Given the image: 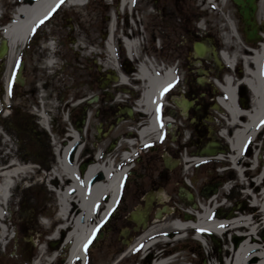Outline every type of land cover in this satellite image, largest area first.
Wrapping results in <instances>:
<instances>
[{
  "label": "rangeland",
  "instance_id": "rangeland-1",
  "mask_svg": "<svg viewBox=\"0 0 264 264\" xmlns=\"http://www.w3.org/2000/svg\"><path fill=\"white\" fill-rule=\"evenodd\" d=\"M153 1L135 0L132 14L127 12V10L123 13L114 12L116 13V22L113 23V28H116L113 36L114 47L119 68L122 73L124 71L123 74L128 79L129 66L132 67L131 72L134 74L137 72L136 67L145 62L142 58L148 59V62L153 66V70L156 68L166 69L172 60V54L169 53L165 44V38L171 33L167 25L171 23L173 26L174 15L169 12L159 13L156 7L161 5V3L153 4ZM9 3V0H0L3 14L5 15L6 13L10 17L9 14L11 12L9 11L11 10L7 9ZM107 3V0H91L87 6L78 9L69 10L59 7L46 25L45 29L48 31L45 32V29L42 28L38 30L30 55L24 56L27 72L23 73V77H27V83L22 88L23 91L16 95L14 103H11L13 110L7 105L0 103V158L2 159L0 163V183L3 179L1 173L14 177L9 178L13 186L10 189L9 194L11 196L8 199L6 209L1 206L0 199V236L3 230V245L0 244V264H26L24 261L27 256L30 257V261L27 264H46L53 254L54 256L57 255V258H54L55 261L52 264H64L68 253V244L66 245L63 242L64 235L54 241H51L50 238L52 229L55 227L51 226V224L57 218L59 210L56 192L60 190V187H54L48 180L47 174L55 167L56 151L59 146L64 145L68 130L78 132L80 135V143H78L83 148V154L77 165L79 169H81L83 164L85 165L83 168H86L91 162L90 160L94 158L97 150H102L106 157L110 155L109 157L113 159L117 151L115 148L108 151V145L111 143L118 144L124 139V136L126 137V132H129V122L120 124L114 129L104 125L103 134L105 136L101 140H97L94 128L96 121L92 118L87 130L78 131V127L82 128V124L78 122L81 110L70 111L73 118L72 122L71 118H67V99L60 102L57 98L58 92L64 91L65 86L71 85L73 73H75V63L89 65V62L93 60L95 63H99L97 65L102 69L103 75L110 73L112 64L105 46L107 38L105 34L108 32L112 13L111 9H108ZM181 3L186 9V12L182 15L187 16V23L194 21L195 24L204 23V25H207V23L209 24L212 21L213 25L220 26V23H224V21H234L230 17V19L227 18L226 12H220L221 5L218 2L211 5L207 0H181ZM171 4L166 2V5ZM256 4L257 13L251 21L255 26H261L264 21V0H257ZM111 6V8H114L115 4ZM209 6L218 8L211 11ZM213 29L217 33L216 41L220 43L219 45L223 50L224 40L227 39V36L224 38L220 34L222 30L219 27H213ZM130 33H132V37H130ZM256 33L258 34L257 38L263 34L261 30L257 32V29L255 30ZM49 36L54 37L55 50H57V64L52 69H47L43 63L46 49L44 46L41 48V45ZM137 36L138 38H136ZM124 37L130 40L136 38L140 42V46H137L135 50L139 59H135L133 63H130L127 59L122 46L121 41ZM70 46L73 50L69 49ZM181 54L182 57L185 55L183 52ZM17 55L18 49L15 52L13 61L11 60L9 69L4 71V66H0V87L2 89L4 78L8 79L16 69ZM98 58L101 60L99 61ZM4 62L6 64L8 60L5 59ZM30 66L35 70L33 75L29 74ZM78 68L81 69V67ZM131 76L135 78L134 75ZM116 89H119V91ZM102 94L105 95L104 106L126 103L127 108H129V85L120 87L117 82H113L102 90ZM109 96H112V98H109ZM47 99L50 100L49 103ZM50 107L55 117L51 133L44 129L42 125L44 120L40 118L42 111L44 110L47 114V109ZM67 107L71 108L69 105ZM51 138L54 139L53 142ZM166 142L167 139L162 137L158 144L154 143L150 146V151L146 154L147 157L155 159L161 153L160 150L166 145ZM152 147L158 150L152 153ZM7 154L12 155L14 158H8L5 156ZM158 170H160V165L157 170L149 172V175L157 176ZM175 177L178 178L179 187L191 188L192 185L189 181L190 171L187 172L185 169L176 170ZM163 180L165 181L163 188L160 186L158 189L146 190L145 195L153 193L161 196V201L158 204L154 203L152 212H157L162 205L166 206L168 204L170 195L167 193H170L172 187L175 188L176 196L177 187L173 185L172 175L169 173V175L163 176ZM124 182L120 200L122 198L129 199V173ZM247 185L245 183L244 188L235 189V191L221 189V193L223 192L222 198L224 199H221V202L215 207L224 214H229V218L239 216L246 219L252 218L251 223H254L252 225L254 226L258 223L259 218H255L253 213L244 212L241 214L244 210L254 207L253 199H248L247 196V193L251 192L248 189L252 188ZM252 194L255 195V192L253 191ZM226 197L228 198L225 201ZM17 203L19 204L17 205ZM237 203L238 205L235 206ZM128 205L129 202H125L124 207ZM181 205L175 206L177 207L175 214H183L186 208ZM204 207H207V205H204ZM12 208L16 210L13 216V228L8 224V213ZM236 213L241 215L237 216ZM125 224L129 223L125 222ZM165 225L167 224L165 223ZM165 228V231L169 232L171 230L170 226H165ZM105 231L106 228L103 233ZM13 233H16L14 239H17L18 245L13 239ZM231 236V234H227L219 237L208 234L204 236L206 238V246H202L192 238H187L183 242H173L171 245H166L164 253L168 254L167 251L172 250L169 254L176 252L179 254V257L172 259V264H185L188 259H192L193 263L196 264H212L216 262L215 259L220 254L226 259L227 255H224L225 242H230ZM94 246L92 251H88L89 254L99 253L97 244ZM137 247L139 252L137 251L135 261L130 257L128 259L127 254H125L123 260H120L117 264L139 263L142 260L141 244H138ZM47 249L50 253L47 252L44 258H41L42 251L44 253ZM40 258L43 260L40 261ZM111 258L112 256L101 255L96 260V264H115L118 260ZM75 264L79 263L76 262Z\"/></svg>",
  "mask_w": 264,
  "mask_h": 264
},
{
  "label": "flooded vegetation",
  "instance_id": "flooded-vegetation-1",
  "mask_svg": "<svg viewBox=\"0 0 264 264\" xmlns=\"http://www.w3.org/2000/svg\"><path fill=\"white\" fill-rule=\"evenodd\" d=\"M158 2L161 3L156 7L159 13L169 12L174 15L173 26L171 23L167 25L171 33L165 38V44L169 53L172 54V60L168 67L172 70L175 83L164 91L163 103L158 108L161 123L159 135L160 138H166L167 142L155 159L147 157L148 153L144 152L142 147L132 148L135 155L129 160V199L119 200L111 213L105 217L103 224L98 226L99 239L92 243L89 251H92L94 245L97 244L101 254L87 252L85 264H96V260L101 255L118 259L115 264L123 260L125 254L128 259L130 257L135 261L138 239L145 227L155 222L156 216L161 215V218L164 219L168 215L175 214L177 208L175 206L181 204L194 212H199L198 210L204 205L213 208L221 202V199H224L221 189L235 191V189L244 188L245 183L252 184L258 173L264 171V129L261 128L264 127V118L261 121L262 126L257 130L256 137L247 143L239 156L233 152L230 143L238 124L246 123V113L252 110L253 99L245 81L247 79L246 68L249 65L247 61L253 57V50L258 51L262 58L261 75L264 79V21L261 26H255L251 21L257 13V9L253 11L247 6L242 8L233 0L224 4L221 3V0H215L221 5L220 12H226L227 18L230 17L234 20L224 21V23H220V26H216L212 24V21L207 25L204 23L195 24L194 21L187 23V16L182 15L186 9L181 0H154L153 4H158ZM166 2L172 4L166 5ZM111 7L108 6V9H112ZM209 7L211 11L218 8ZM245 12H247L246 16ZM213 27H219L222 30L220 34L224 38L227 36L223 50L231 62L230 66H227L220 56L222 48L216 41L217 33ZM256 29L257 32L259 30L263 32L262 36L257 38ZM195 42L207 44V50L201 55L196 54L194 52ZM33 43L34 39L25 50L19 49L16 69L8 79L4 78L3 89L0 87V103L7 105L12 110L16 95L23 91L22 88L27 83V77H23V73L27 72L24 56L30 55ZM182 52L185 54L183 57ZM21 62L24 66L21 77L23 82L21 78L15 79L18 65ZM75 64L71 85L65 86L64 91L58 92L57 97L60 102L67 99V118H71L70 120L73 122L70 111L81 110L78 122L82 124V128L78 127V131L87 130L93 118L96 121L94 127L96 138L99 126H102V130L104 125L114 129L120 124L129 122V140L138 143L139 128L144 123L143 116L146 113L137 107L143 94V84L131 76L132 67L129 66L128 116L125 111L126 103L103 105L105 96L102 94L103 87H107L113 82L110 73L103 75L102 69L97 65L99 63H95L93 60L89 62V65ZM0 66H4V71L6 70L4 61L3 63L0 61ZM34 72L35 70L31 68L29 74L33 75ZM225 77L227 82L232 85V103L239 111L235 123L231 122L224 106L228 102V97L218 85L224 82ZM116 90L119 91V89ZM94 97H97V100L90 102ZM183 100H185V104H183ZM49 101L47 99L48 103ZM68 105L71 108L67 107ZM42 113H45L44 110ZM47 117L52 128L55 117L51 107L47 109ZM118 120H120L119 124ZM103 137L104 135L98 140ZM155 150L158 149L151 148L152 153ZM166 158L169 159L167 163L165 162ZM159 165L160 170H158L157 176H150L149 172L157 170ZM179 169L190 171L189 181L192 186L190 189L184 188L192 195L191 200H187L185 196L181 199L179 181L175 177L176 170ZM169 173L172 175L173 185L177 187L176 196L175 188L172 187L170 193H167L170 195L168 204L162 205L159 211L152 212L154 203L158 204L159 201L146 207V198L144 197L146 190L158 189L160 186L163 188V183L165 185L163 176L169 175ZM125 202H129L127 207H124ZM210 202L213 203L209 205ZM141 213L146 215V220ZM187 216L190 215L183 214V218H187ZM125 222L129 224H125ZM105 228L106 231L103 233Z\"/></svg>",
  "mask_w": 264,
  "mask_h": 264
},
{
  "label": "bare ground",
  "instance_id": "bare-ground-1",
  "mask_svg": "<svg viewBox=\"0 0 264 264\" xmlns=\"http://www.w3.org/2000/svg\"><path fill=\"white\" fill-rule=\"evenodd\" d=\"M212 0H208L211 2ZM223 3L227 0H221ZM86 0H20V4L15 8V17L12 24L3 30V39H5L9 46V53L6 63L7 69L11 66V62L15 56L18 46H22L30 31H32L37 24H39L54 7H64L65 9H78L85 5ZM126 2L129 4L131 0L121 1L123 6ZM112 17L108 28V36L105 42L106 50L109 54L112 68L114 65V39L112 37ZM124 48L129 58L133 56L134 51L139 45V40H130L123 38ZM46 53L43 56V63L47 69H52L56 66L55 42L48 41L45 45ZM70 50L73 48L70 46ZM12 60V61H11ZM249 61V62H248ZM247 63V79L245 85L249 89L253 103L252 110L246 113L247 122L238 124V128L234 131L230 140L231 148L237 156L241 154L242 149L254 140L257 135V130L262 126L261 121L264 118V79L261 75L262 58L259 54L254 53L253 57ZM230 63V62H227ZM230 66V65H229ZM138 78L143 82V94L137 107L144 111V123L139 128V137L145 143L148 138L158 141L159 133L161 132L160 117L157 109L162 103V94L170 85L173 84V75L169 69H155L150 62L142 64L138 73ZM125 83V79L122 80ZM224 91L228 97V102L224 104L228 112L230 120L235 123L239 111L232 103V85L226 82ZM45 119V118H44ZM46 128L47 125L42 122ZM264 129V127H261ZM79 136L74 131H67L64 145L60 146L56 151V163L54 169L47 174V178L54 187H60L57 192L59 200V210L57 218L52 221L51 226H55L51 232V241L60 239L64 235V243L69 245L68 254L64 260V264H73V262H80L84 260L83 248L88 238L98 226L101 221L111 213V208L115 203L118 194V186L126 172V168L121 170V173L115 174L111 163L105 162L102 165L96 163L94 158L82 171L77 165L83 148L79 146ZM79 142V143H78ZM101 154L99 150L95 152V156ZM8 158H14L12 155H5ZM105 158V154H101ZM108 156V155H107ZM110 156V155H109ZM124 160L128 159L127 154ZM130 158V156H129ZM2 159L0 158V163ZM1 165V164H0ZM10 180L3 178L0 183V199H7L9 192ZM256 185V186H255ZM255 192V195L248 199H253V208L244 210L254 217L259 218L258 223L252 226V218L235 217L229 218V214H224L220 209L213 206L201 207L199 213L194 218L187 216L183 218V214L168 215L164 219L161 217L155 218V222L145 227L141 236L138 239V244H141L142 255L150 249L153 242L148 243L147 239L150 234L163 233L165 226H170L173 230L183 232L189 227L196 229L199 233L196 238L202 242L201 235L226 236L231 234L230 242H225L224 255H218L212 264H264V171L259 172L253 183L249 185ZM258 188V190H257ZM257 190V191H256ZM257 192V193H256ZM146 207H149L155 201H161V196L153 193H148L145 196ZM245 198V197H244ZM210 202L209 205H211ZM167 211V209H166ZM141 213L144 220L146 215ZM190 215V210L185 212ZM236 213V215H241ZM221 220V221H220ZM139 222V219H137ZM257 222V221H255ZM165 223L167 225H165ZM249 228V229H248ZM248 229V230H246ZM200 234V235H199ZM1 242L3 245V230L1 231ZM181 238V237H178ZM205 246L204 242H202ZM54 251V250H52ZM51 251V252H52ZM172 251V250H171ZM171 251H167L168 254ZM49 252L47 249L44 253L42 251L41 258ZM50 253V252H49ZM155 252H149L139 264H150L149 261L155 256ZM54 254L48 259V263L52 264ZM158 260L153 264H168L169 260ZM154 257V258H155ZM40 258V261L43 259Z\"/></svg>",
  "mask_w": 264,
  "mask_h": 264
},
{
  "label": "water",
  "instance_id": "water-1",
  "mask_svg": "<svg viewBox=\"0 0 264 264\" xmlns=\"http://www.w3.org/2000/svg\"><path fill=\"white\" fill-rule=\"evenodd\" d=\"M255 0H246L245 2L243 0H234L235 3H237L238 5H241V6H244L245 4H249V7L252 8L253 11H255V3H254ZM247 15V12H245V16ZM205 50H207V48H205L203 45L199 44V43H195L194 44V52L198 55H201L202 53L205 52ZM8 51V45H7V42L5 40H2L1 41V46H0V59H2L4 57V55L7 53ZM22 67H23V64L21 63L19 65V71H18V74H17V79L20 78V74H21V70H22ZM114 80H117V76L115 75L114 73V77H113ZM96 100V98L94 99ZM185 104V103H184ZM190 104V103H189ZM129 113V112H128ZM101 130H98V133H100ZM192 196L190 194H188L187 196V199L188 200H191ZM159 217V216H158ZM96 239V233L93 234V237L92 239ZM92 239H90V241L87 243L86 247L85 248H88L90 246V242L92 241Z\"/></svg>",
  "mask_w": 264,
  "mask_h": 264
}]
</instances>
